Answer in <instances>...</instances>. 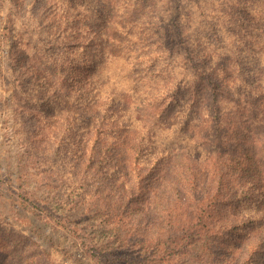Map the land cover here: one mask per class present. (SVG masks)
<instances>
[{"label": "rangeland", "instance_id": "1", "mask_svg": "<svg viewBox=\"0 0 264 264\" xmlns=\"http://www.w3.org/2000/svg\"><path fill=\"white\" fill-rule=\"evenodd\" d=\"M82 1L0 0V264L18 250L42 264H264V233L255 240L257 249L251 246L262 206L250 154L241 157L247 163L242 172L225 166L234 183L220 182L217 167H207L214 184L199 191L198 198H209L198 222L169 219L172 187L183 200L206 188L205 158L216 143L196 140L191 124L179 129L157 119L147 130L136 128L127 143L137 139L139 173L128 171V184L103 161L110 140L106 128L91 121L85 99L71 96L56 105L49 81L31 76L35 56L47 60V73L53 61L62 62L65 71L56 78L60 95L69 96L111 69L97 50L99 8ZM236 9L249 11L241 4ZM14 14L26 19L30 43L25 37L19 42V21L9 23ZM259 49L253 65L262 68L264 41ZM57 79L49 82L56 89ZM257 146L250 141L246 148L258 152ZM190 176L196 177L192 190L183 184Z\"/></svg>", "mask_w": 264, "mask_h": 264}, {"label": "trees", "instance_id": "2", "mask_svg": "<svg viewBox=\"0 0 264 264\" xmlns=\"http://www.w3.org/2000/svg\"><path fill=\"white\" fill-rule=\"evenodd\" d=\"M82 2L92 10L99 8L96 12L102 29L97 50L105 52L104 63L108 61L111 69L103 71L102 77L90 78L87 89L69 96L60 95L61 83L56 78L65 71L62 62L53 61L47 73V60L41 62L42 58L35 56L31 76L49 82L57 79V89L54 81L45 83L46 90L54 91L56 105L67 104L64 99L71 96L85 99L91 121L99 130L105 127V139L110 140L104 143L110 147L103 152V161L117 167L128 184H132L128 171L139 173L134 160L140 149L135 144L137 139L127 143L136 128L147 130L157 119L166 127L177 124L179 129L191 124L196 140L216 143L218 147L205 158L206 188H198L192 200H183L179 188L172 187L175 202L165 211L169 219L198 222L209 198H198L199 191L203 195L214 184L207 167H217L220 182L234 183L235 174L225 166L242 172L240 167L247 163L241 157L250 154L249 166L260 184L257 191L262 206L258 225L253 228L256 233L251 235V246L257 249L255 240L264 233V67L253 63L261 58L259 47L264 41V0H117V5L110 0ZM240 4L249 11L240 14L236 9ZM11 17H15L9 21L11 27L19 21L23 29L19 42L25 37L30 43L26 19L15 14ZM231 41L232 47L228 45ZM152 114L158 117L152 119ZM250 141L258 144V152L254 147L246 148ZM132 155L133 159L129 157ZM193 178L196 181L191 176L183 179L191 190ZM212 198L216 201L218 194ZM2 264L42 262L18 250Z\"/></svg>", "mask_w": 264, "mask_h": 264}]
</instances>
